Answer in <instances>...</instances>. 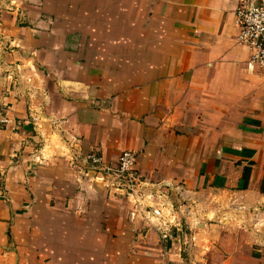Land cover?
Wrapping results in <instances>:
<instances>
[{
	"label": "crops",
	"instance_id": "crops-1",
	"mask_svg": "<svg viewBox=\"0 0 264 264\" xmlns=\"http://www.w3.org/2000/svg\"><path fill=\"white\" fill-rule=\"evenodd\" d=\"M242 1L0 0V264H264ZM124 150L141 205L88 173Z\"/></svg>",
	"mask_w": 264,
	"mask_h": 264
},
{
	"label": "built area",
	"instance_id": "built-area-1",
	"mask_svg": "<svg viewBox=\"0 0 264 264\" xmlns=\"http://www.w3.org/2000/svg\"><path fill=\"white\" fill-rule=\"evenodd\" d=\"M7 1L9 9L13 10L18 0ZM235 23L238 27L237 43L245 46L250 52L248 64L264 66V6L250 5L243 0L235 10ZM5 108V105H0V131L10 122ZM32 119L36 121L35 118ZM136 162V154L130 150L121 152L115 170L105 165L102 157L96 153L85 156V163L89 165L88 173L94 181L104 182L108 188L134 199L137 205H141V183L136 171ZM160 236L165 239L168 232L162 231Z\"/></svg>",
	"mask_w": 264,
	"mask_h": 264
}]
</instances>
